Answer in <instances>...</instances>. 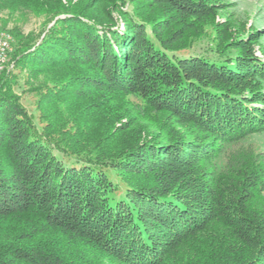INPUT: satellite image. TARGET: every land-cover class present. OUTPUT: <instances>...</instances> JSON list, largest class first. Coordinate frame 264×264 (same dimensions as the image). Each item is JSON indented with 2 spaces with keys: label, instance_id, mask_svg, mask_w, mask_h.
<instances>
[{
  "label": "trees",
  "instance_id": "1",
  "mask_svg": "<svg viewBox=\"0 0 264 264\" xmlns=\"http://www.w3.org/2000/svg\"><path fill=\"white\" fill-rule=\"evenodd\" d=\"M166 2L210 19L194 0H0L52 19L0 72V264H264V152L243 144L264 63L206 37L223 61L182 56Z\"/></svg>",
  "mask_w": 264,
  "mask_h": 264
},
{
  "label": "rangeland",
  "instance_id": "2",
  "mask_svg": "<svg viewBox=\"0 0 264 264\" xmlns=\"http://www.w3.org/2000/svg\"><path fill=\"white\" fill-rule=\"evenodd\" d=\"M58 1L65 5H67L68 3V0ZM194 1L198 2L199 6H202L201 4L203 3L207 4L208 8L211 10L210 14H208V17L210 16V19H205L206 16H204V11H197L194 14L188 11L182 13L181 9L180 11H177V8H173V4H169V2L158 4L155 6L162 11H167L166 17H164L165 19H163L164 23L162 24V27H169L170 29L166 35V37L168 38V42L182 44L184 41H193L194 46L189 49L190 51L188 52H181L183 54L182 56L202 57L215 61H223L222 57L216 56L212 53V51L210 50V46L206 41L199 40V37H206L207 39L214 40V43H218L221 45L226 44V50H228L226 51L228 52V59L234 58L235 53L239 51V49L240 51H242V55L246 54V50L250 49L247 52L248 55L252 54L253 58L258 61L257 63H264V0ZM182 3H184V6L191 5V2L187 1H183ZM198 9L199 8L196 7L195 10ZM153 10L154 9L152 8V10L150 11ZM44 11L46 10H42L40 12L36 11L35 13L29 11H17L14 15H8L5 12L0 13V31L7 32L12 37L10 41V50L7 53L4 64L2 65L6 67H1L0 72L4 71L11 74L18 71L16 68L14 69V61L12 60L18 37H22L23 42H26V44L34 45L39 42L38 39L42 38L46 34L47 30L52 25V19L51 16L48 15L49 13ZM177 18L184 21L180 24H183L185 26H176V23H174V21ZM162 31L165 32L163 29ZM16 32L18 33L17 35ZM192 32L193 35L196 36V38L190 37V39H188V35ZM239 43L242 44L240 45ZM242 55L240 54L241 57L239 58V68L241 69V71H244L245 69L243 66L244 63L242 60ZM245 73L246 74H244L243 77H249L250 74H247V72ZM253 73L254 74L250 75L249 78H244L245 81H243V84L257 83V85L254 86L255 88H253L256 91L264 90V76L262 74H258L255 71H253ZM240 79L243 80V78ZM21 84L22 82L21 80H19V85ZM241 88L243 87H240V89ZM21 90L22 88L17 90V93H20ZM34 99L35 98L32 95L23 94L21 96L22 104L25 106L27 111H29V113H32L33 115H35L33 112L35 106ZM186 126L187 125H183L181 123V125L176 130L181 132V134H185L182 132H184ZM197 134L200 135L199 132H197ZM200 137H203V134ZM203 143L204 142H201V145ZM243 144L246 146L252 145L256 150L264 152V132L261 130L252 132V134H250L247 138H244ZM191 145L192 144H187L182 147L184 149H187L186 151L195 150L198 153L194 154L198 155L200 152L196 149H192V147H190ZM188 190L190 191L189 194H196L197 196V191L189 188ZM188 203L191 205H194L193 203H196V205L198 206L202 205V201L200 199L195 201L190 200Z\"/></svg>",
  "mask_w": 264,
  "mask_h": 264
},
{
  "label": "bare ground",
  "instance_id": "3",
  "mask_svg": "<svg viewBox=\"0 0 264 264\" xmlns=\"http://www.w3.org/2000/svg\"><path fill=\"white\" fill-rule=\"evenodd\" d=\"M8 35L9 34L7 32L0 31V39H3V37H8ZM10 41H11V39L6 40L7 50L3 54L0 55V66H2L4 64L7 53L10 50ZM0 69H1V67H0Z\"/></svg>",
  "mask_w": 264,
  "mask_h": 264
},
{
  "label": "built area",
  "instance_id": "4",
  "mask_svg": "<svg viewBox=\"0 0 264 264\" xmlns=\"http://www.w3.org/2000/svg\"><path fill=\"white\" fill-rule=\"evenodd\" d=\"M8 39H12L10 34L8 35V37H3V39H0V55L7 50L6 40ZM0 67H6V66H0Z\"/></svg>",
  "mask_w": 264,
  "mask_h": 264
}]
</instances>
